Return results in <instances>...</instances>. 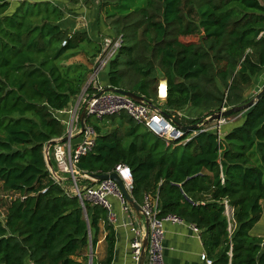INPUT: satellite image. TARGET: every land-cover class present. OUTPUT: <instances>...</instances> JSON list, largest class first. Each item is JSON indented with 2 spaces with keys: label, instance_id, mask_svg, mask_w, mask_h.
Returning <instances> with one entry per match:
<instances>
[{
  "label": "trees",
  "instance_id": "1",
  "mask_svg": "<svg viewBox=\"0 0 264 264\" xmlns=\"http://www.w3.org/2000/svg\"><path fill=\"white\" fill-rule=\"evenodd\" d=\"M98 2L112 37L123 38L108 65L109 87L144 97L184 126L254 98L250 91L264 78V0ZM65 17L53 0H0V264H89L103 233L106 257L93 264L114 259L109 212L68 192L69 180L58 183L46 162V145L66 134L58 113L87 76L60 61L92 41L86 31L63 28ZM158 68L167 76L165 102ZM190 109L202 116H182ZM109 118V131L94 125L81 172L129 167L134 200L156 198L159 217L195 226L214 264H264V239L251 233L264 212V95L228 117L220 135L212 123L171 143L125 113Z\"/></svg>",
  "mask_w": 264,
  "mask_h": 264
},
{
  "label": "built area",
  "instance_id": "2",
  "mask_svg": "<svg viewBox=\"0 0 264 264\" xmlns=\"http://www.w3.org/2000/svg\"><path fill=\"white\" fill-rule=\"evenodd\" d=\"M65 44L66 42L63 43V45ZM122 45V36L103 41L102 51L94 61L87 88L80 95L76 108L72 112L71 122L64 136H68L69 140L53 147V159L57 164L56 172L63 179V182H59L51 173L53 178L60 184H63L65 179H70L73 186L65 185L66 190L78 196L82 202L86 200L105 208L109 212L111 222L116 221V215L113 213V207L109 199L111 196L116 197L121 202L124 212L128 213L132 210L114 181L106 180L89 186L79 185V183H82V180H79V178H86V173L81 172L77 168V163L81 156L86 155L94 148L97 137L94 125L88 121L91 118L104 120L125 113L138 124L147 127L149 131L168 143L182 140L185 134V131L178 128L173 122L164 117L160 112L152 109L145 102H137L128 96L114 92H104L97 97L99 93L106 89L102 86L99 75L109 65V62L115 58ZM90 88L91 91L89 90ZM85 105L88 107L85 129L82 130L80 113ZM227 122V118H222L214 123V128L218 131L219 135L221 134L222 126L227 124ZM76 133L80 134V141L77 144L73 142ZM114 172L119 173L128 191L132 193L133 177L130 168L125 165H118ZM141 207L145 217L149 220L148 247L146 249L144 264H166L163 255L164 223H179L182 220L174 215L159 217L158 201L156 198L150 196L146 197ZM227 209L228 213L230 209L228 207ZM0 219H3V216H0ZM192 227L194 231L199 232L195 226L192 225ZM143 239L144 237L141 235V232L137 231V235L131 244L134 264H140ZM262 246H264V243ZM201 261L204 264H214L206 252L201 255Z\"/></svg>",
  "mask_w": 264,
  "mask_h": 264
},
{
  "label": "crops",
  "instance_id": "3",
  "mask_svg": "<svg viewBox=\"0 0 264 264\" xmlns=\"http://www.w3.org/2000/svg\"><path fill=\"white\" fill-rule=\"evenodd\" d=\"M76 18L78 19L75 20ZM82 19H83L82 16L75 17L73 14H71V12L70 13L66 12V17L62 21L61 25L63 28L70 30V32L86 31V29H82V24H81ZM92 27L93 26L90 25V31H89L90 33L86 31L90 35V37L92 34H94ZM106 29L109 28L106 26ZM109 33L110 36H114L110 29H109ZM99 34H101L100 31ZM99 49L100 48H98L97 51ZM95 59L92 58L90 59L91 67H90V71L87 72L88 74L90 73L89 76L91 75ZM106 72L104 71L102 73L103 75L106 74V76L103 77L104 79L105 77H107L108 72L107 73ZM101 73L99 76L102 75ZM89 76H87V79ZM261 79L262 78H260L259 81H261ZM100 82L102 86H104L105 88L109 87L107 81H104L102 83L100 79ZM87 84L84 85L83 91L87 88ZM80 95L71 102L70 106L66 110L58 113L59 117L62 119L66 127L71 122L72 112L76 108ZM158 95L160 97L159 88H158ZM166 97L165 98L160 97L161 101L165 102ZM198 111L194 109H190L189 111L185 112V114H182V116H185L187 118H189L190 116V118H192L194 115L199 113ZM228 128L229 127H227V129ZM75 139H77V141H74ZM75 139L73 140V142L77 144L80 141V134L76 133ZM68 180L70 181V179H65L64 181L66 182ZM83 182L84 181H82V183ZM109 199L113 207V213L116 215V221L112 222L116 230V246H115V254L112 264H134L131 244L137 235V231L138 232L140 231L143 237L147 234L146 219L143 217L141 220H139L133 211H130L128 213L124 212L121 202L116 197L111 196ZM263 209H264V203H263ZM164 227H165V238L163 242V255L166 264H204L201 261V255L205 253V247L202 242L200 232L194 231L192 225L184 221L179 223L165 222ZM251 233L253 236H257L264 239V212L261 220L254 227ZM105 235L106 233H103L101 235V239L97 245L95 254L93 253L96 259H98V261H102L106 257L107 245L105 243Z\"/></svg>",
  "mask_w": 264,
  "mask_h": 264
},
{
  "label": "water",
  "instance_id": "4",
  "mask_svg": "<svg viewBox=\"0 0 264 264\" xmlns=\"http://www.w3.org/2000/svg\"><path fill=\"white\" fill-rule=\"evenodd\" d=\"M157 72H158L159 91H160V87H161V84L163 82L166 83V87L168 85L167 76L165 75V73L160 68L157 69ZM104 92H114V93H118V94H121V95L128 96V97L134 99L137 102H145L152 109L160 112L164 117H166L168 120L173 122L178 128H180L181 130L186 132L188 130H197L200 127L208 126L209 124L215 123V122L219 121L222 118H228V117L232 116L233 114H237V113L249 110L264 95V87L262 88V90H260L254 96V98L249 103H247V104H245L243 106L233 107V108H229V109H221V110L213 113L209 117L203 119L199 124L188 125V126H184V125L178 123L166 111H163L160 108H158L157 106L153 105L151 102H148L142 96L136 95V94H134L132 92L125 91V90H122V89H118V88H114V87H107L103 92L99 93L97 95V97L100 96ZM87 107H88L87 105L84 106V108H83V110L81 112V116H80V123H81L82 130L85 129ZM68 140H69L68 136L60 138V139H57V140H52L46 145V149H45L47 166H48L50 172L53 174V176L59 182H63V179L57 175V172H56V170L54 169V167L52 165L50 149L52 147H54L55 145H57L59 143H65ZM79 180L90 181L92 185H95L98 182L106 181V180L114 181L118 185V187L120 188V190L122 192V195L125 198L128 206L136 214V217L139 220H141L143 217L146 219L147 234L144 236V239H143V250H142V256H141V260H140V264H144V260H145V257H146V249L148 247L149 220H148V218L145 217L144 212L142 210V207L134 200V198L132 196V193L128 191V189H127V187L125 185V182L120 177L119 173L118 172H112V173H108V174H100V173L87 174L86 173V178L80 177ZM89 264H93V250H92V248L90 249V261H89Z\"/></svg>",
  "mask_w": 264,
  "mask_h": 264
},
{
  "label": "rangeland",
  "instance_id": "5",
  "mask_svg": "<svg viewBox=\"0 0 264 264\" xmlns=\"http://www.w3.org/2000/svg\"><path fill=\"white\" fill-rule=\"evenodd\" d=\"M56 3H58L60 6L64 7L66 12H71V14H73L75 17H81L82 16V29H86V31H90V25L93 26V32L94 34L91 35V39L92 41L90 43H83L79 48H77L76 50H70L67 52L66 55L68 54H73V56L70 59H64V57L62 58V60L60 61L61 64L65 65L66 68L70 67L72 69V71H75L79 74H84L86 73L87 76H89V74L87 72L90 71V59L92 58V56L97 53V49L100 48V53L102 51V44L103 41L105 39H114V37L110 36L109 33V29H106V25L103 22V19L100 18V14H99V2L98 0H53ZM140 2L137 1V4H139ZM138 7H141L142 4L137 5ZM78 18H76L75 20H77ZM100 33L102 34H99ZM90 33V32H89ZM194 39H198V36L195 37H186L184 38V41H190V40H194ZM102 42V43H101ZM101 43V45H100ZM97 55V57L99 56V54ZM108 70V67L104 70L105 72ZM103 71V72H104ZM102 72V73H103ZM108 72V71H107ZM106 72V73H107ZM101 73V74H102ZM86 76V83L87 84L90 76L87 79ZM105 75H101L99 76L102 83L104 81H106V77L105 79L103 78ZM262 78V77H260ZM260 78L258 80H260ZM264 87V79L262 78L261 81H255V86L251 89L250 91V95L251 96H255L260 90H262V88ZM158 98L159 95H158ZM164 102V101H162ZM194 118L197 117H201V114H197L194 115ZM113 118H106L103 121L102 120H98L95 118H91L89 121L90 123H92L93 125H100L102 127H105L106 131L110 130V124L112 122ZM234 119H230L229 123L234 124ZM236 125V124H235ZM225 125L222 126L223 129ZM69 128V124L67 125L66 129ZM74 141H77V139H75ZM53 151V150H52ZM51 157L53 158V152L50 153ZM69 186H73L72 182L69 181L68 182ZM80 186H82V183H79ZM1 191V190H0ZM0 197H1V192H0ZM0 216H2V209H0ZM228 217H231V212L228 211ZM2 218V217H1ZM94 257V254H93Z\"/></svg>",
  "mask_w": 264,
  "mask_h": 264
},
{
  "label": "bare ground",
  "instance_id": "6",
  "mask_svg": "<svg viewBox=\"0 0 264 264\" xmlns=\"http://www.w3.org/2000/svg\"><path fill=\"white\" fill-rule=\"evenodd\" d=\"M166 94H167V87H166V83L163 82L160 87V97L165 98Z\"/></svg>",
  "mask_w": 264,
  "mask_h": 264
}]
</instances>
